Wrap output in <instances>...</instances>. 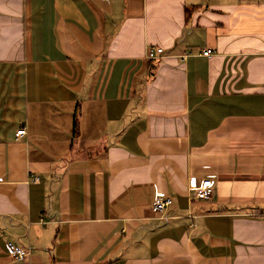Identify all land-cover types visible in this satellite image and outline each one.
<instances>
[{"label": "crops", "instance_id": "crops-1", "mask_svg": "<svg viewBox=\"0 0 264 264\" xmlns=\"http://www.w3.org/2000/svg\"><path fill=\"white\" fill-rule=\"evenodd\" d=\"M0 264H264V0H0Z\"/></svg>", "mask_w": 264, "mask_h": 264}, {"label": "built area", "instance_id": "built-area-1", "mask_svg": "<svg viewBox=\"0 0 264 264\" xmlns=\"http://www.w3.org/2000/svg\"><path fill=\"white\" fill-rule=\"evenodd\" d=\"M162 52V48L155 49L154 47H151L147 50V58L150 60L157 59ZM212 54V49H205L203 51V55L205 56H211ZM26 133V129L22 128L17 131L16 136L17 138H20L26 135ZM188 189L196 198L208 200L213 196L215 182L210 177H205L201 180H198L196 177H190L188 181ZM172 204L173 198L165 192L159 191L152 202L151 211L154 215L162 218ZM7 251L11 257L17 259L18 261H28L31 250L13 242H8Z\"/></svg>", "mask_w": 264, "mask_h": 264}, {"label": "rangeland", "instance_id": "rangeland-1", "mask_svg": "<svg viewBox=\"0 0 264 264\" xmlns=\"http://www.w3.org/2000/svg\"><path fill=\"white\" fill-rule=\"evenodd\" d=\"M77 136V138H76ZM88 136V135H87ZM68 137L62 136V141L64 142L63 147L60 148V153L66 157L71 158L72 156H83L85 153L89 152V147L87 149H84L81 147L83 142L86 140L84 135H72V133H68ZM89 138V136H88ZM74 145L73 150H71L70 146Z\"/></svg>", "mask_w": 264, "mask_h": 264}, {"label": "trees", "instance_id": "trees-1", "mask_svg": "<svg viewBox=\"0 0 264 264\" xmlns=\"http://www.w3.org/2000/svg\"><path fill=\"white\" fill-rule=\"evenodd\" d=\"M187 20H188V17H187Z\"/></svg>", "mask_w": 264, "mask_h": 264}]
</instances>
